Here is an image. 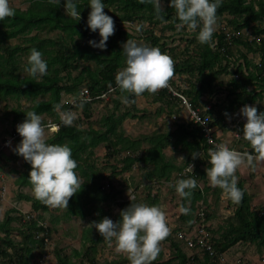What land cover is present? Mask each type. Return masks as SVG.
Segmentation results:
<instances>
[{"label":"rangeland","instance_id":"374dc122","mask_svg":"<svg viewBox=\"0 0 264 264\" xmlns=\"http://www.w3.org/2000/svg\"><path fill=\"white\" fill-rule=\"evenodd\" d=\"M10 3L12 7L24 10L30 5L29 0H10ZM105 6V11L114 17L115 24L132 33L130 38L162 47L173 57L175 63L187 59L193 53V50L197 48L199 41L197 32L199 29L189 30L187 27L182 30L171 29L164 23H151L144 16L134 21L119 20L122 11L117 6ZM165 6L166 0H162V8H165ZM63 8L65 9L64 5ZM89 10H91L90 6ZM87 17H84L86 22ZM231 19L232 16L228 13L219 17L214 32L227 31L232 35V38L227 37L229 42H227L226 47L222 48L224 50L223 63L227 65L231 72L221 74L216 81L215 90L204 93L199 99L198 105L191 103V107L203 114H208L207 111H211L209 113L211 116L208 115L211 117L212 137L216 144L226 142L230 147H235L244 152L250 149L249 140L243 136V125L247 118L240 113L241 107L233 110L228 108L236 95V92L232 91L230 81L235 75L234 70L240 64L243 65V72L246 73L248 72L247 61H251L250 69H256L255 67L260 63L262 55L259 50H249L248 46L235 41V39L239 37L245 41H254V47L258 48L264 41V33L256 34L254 26H252L254 23L249 27L236 28ZM259 24V26L264 27V23ZM138 25H143L141 30H137ZM35 34H37L39 43L46 44L45 46L48 49L58 47L57 45L53 46L50 43L51 40L63 41V45L73 44L72 39L63 31L49 28L17 36L8 43L10 45L22 44L21 46L25 48L16 53L10 62L2 63L3 57H0V70L4 69L5 73L16 77L31 75L25 70V66L28 64L27 57L31 50L27 38ZM99 38L100 35H97L96 39ZM75 39L83 46L91 45L88 42L89 40L78 39L77 37ZM111 39H108L106 49L91 46L98 50L102 57L114 58L111 55H115L117 48L120 49L122 56L118 59L120 61L119 70L126 66V58L122 51L123 45L121 42L127 39L124 36H116L115 46ZM155 39L156 41H154ZM216 40L217 38L212 43L214 47L218 46ZM244 54H246V57L243 56ZM47 56L44 54L45 58ZM81 64L92 68L97 66L95 60L81 61ZM80 69L74 70L73 75H76ZM47 73H52L50 65H48ZM240 74H236V76ZM198 75L197 70L176 73L170 79V87H163L154 93L145 91L140 96L126 90L117 91L114 86H110L106 92L94 97L97 100L90 95V99H88L91 102L89 112L86 110L85 105L81 106L79 104L82 100L84 84L77 88L76 92H62V106L71 105L68 108L77 113L74 122H77L83 128L96 127L105 130V119L107 117L122 119L117 127L116 134H111L108 142H102L91 150L92 153L87 155L86 159L90 163L89 173L91 176L87 180V192L89 197L92 198L97 189L96 194L99 197L89 203L86 208L87 214L84 217L69 214V205L68 207L49 206L47 210H34L32 201L22 200L20 196L21 194L33 196L32 188L14 185L12 179L15 176L11 177L10 172L4 173V168L8 166L6 159L14 161L15 164L12 166L15 168V172L19 173L24 169L23 162L26 159L13 151L15 145L22 138L16 141L8 139L11 137V132L17 130V125L21 122L20 119H15L18 111H25L37 101L49 99V93L33 97L24 95L0 96V144L6 142L7 139L11 142L0 153V188L3 193L2 198L0 197V221L4 220L6 211L9 210L12 211L13 216L17 217L11 223L14 227L12 237L16 241L22 239L19 228L25 230L27 226L22 225L23 223L35 220L38 221L39 225L42 224L50 229L48 234L44 232L38 236L36 235L38 238L45 235L48 240H46V245L42 250L36 249L33 251L32 256L28 258V264H58L57 251L67 255L72 264H130L127 254L118 251L115 244L109 245L104 237L101 240V233L90 223L93 220L102 219L105 215L112 217L114 221L119 220L121 218L120 210L130 205L132 201H144L153 204L155 199L157 201L154 204L162 205L167 213L171 228L169 235L171 237L160 241L161 251L151 264L158 262L176 264V248L173 247L172 241L178 243L189 256L198 255L201 261H204L206 259L204 258L205 255H208V264L212 261L215 264H264V247H261V249L254 243L238 242L223 253H218L216 250L215 243L217 239H221L223 231L234 222L235 204L232 199L224 194L221 187L210 182L206 173V168L211 166L209 153L205 154V149H200L198 152H201V156L194 158L192 152L197 151L194 138L188 135V140L185 139V143L182 142L185 137L181 132L180 125H184L191 130L196 127V122L193 119L190 107L176 94L177 92L183 93L189 101H192V95L189 96L186 91L191 89L193 91L195 86L199 85ZM40 78H43V76ZM260 83L255 80L254 84L248 86L249 91L257 93V98L247 104H256L258 110H264V85L260 86ZM125 95L134 98L133 102L124 103L122 98ZM235 105H239V103L236 102ZM226 110L228 115L226 116L224 113L223 119L219 120L221 114ZM88 113H90V116ZM229 116L231 119L228 118ZM42 117L45 123H57L60 114L55 110L50 113H43ZM53 131L51 128L46 129L48 139L52 137ZM160 139L165 142L164 154L166 159L177 166L176 170L162 178L157 175L161 168L156 170L152 162L143 159L148 153V149ZM186 141L191 144L186 145ZM212 144L209 145L214 147L215 144H213L214 146ZM132 158L134 162L131 163ZM129 161L130 166L127 167ZM190 165L193 166V169ZM203 170H205L204 173L201 172ZM192 173L195 176L196 173L198 174L195 177L198 182L197 186L192 190L201 191L202 193V200L199 201L205 207L207 213L204 223L209 233V241L215 248V254H210L202 247H191L179 237V232L186 231L187 228H189L188 232H191L196 225V218H192L190 221L183 218L184 215L188 216L187 213L181 211L185 196H181L175 187L180 178L194 176ZM236 174L239 177L238 181H242L248 189L253 208L264 212V160L257 161L255 167L245 162L238 167ZM80 178L81 183L85 181L84 177L80 176ZM200 202H197L195 208L199 206ZM188 205H190L189 202ZM75 249L81 251V254L76 256ZM92 259L95 261L93 262Z\"/></svg>","mask_w":264,"mask_h":264},{"label":"trees","instance_id":"16d2710c","mask_svg":"<svg viewBox=\"0 0 264 264\" xmlns=\"http://www.w3.org/2000/svg\"><path fill=\"white\" fill-rule=\"evenodd\" d=\"M29 1L30 5L27 9L15 8V15L7 16L0 20V57H3L2 63L10 62L16 53L25 48L21 46L22 44L10 45L8 42L17 36H22L33 31H39L45 28L60 30L72 39L73 44L63 45L62 40V42L51 40L50 43L58 47L56 49H48V47L45 46L46 44L42 42L39 43L37 34L31 35L27 38L28 42H30L29 48H39L42 50L43 54L48 55L46 59L52 73H47L43 75V78L37 80V78L31 75L16 77L8 75L5 73L4 69L0 70V96L24 95L26 97H33L46 93L50 95L49 99L37 101L25 111H18L15 117L16 120L20 119L22 122L26 118V112L29 110H36L40 114L55 111L54 105L61 101L62 92H76L77 88H80L83 84V89L87 88L93 98L106 92L110 86H114L117 91H121L115 80L120 65L118 59L122 56L120 53L121 50L118 48L116 49L115 55H111L114 56V58L102 57L98 50L94 49L91 45L83 46L75 39V37H77L78 39L89 40L92 37L96 38L97 35H100L98 30L93 32L84 20V17H87L88 13L91 11L89 10V0H78V6L81 11L80 19L71 17L67 14L66 10L63 8L66 0H61L60 4L56 3V0ZM104 2L105 5L117 6L122 11L119 20L134 21L144 16L151 23H164L168 28H177L178 17L175 14V9L167 0L166 6L163 8L164 13L160 14L163 15V20L160 18V15L157 14L151 0H104ZM225 13L232 16L231 21L235 24L236 28L249 27L254 23L252 26H254L255 33H264V27L259 26V23H264V0H222L221 5L217 9L218 18ZM116 36H124L125 39H128L132 37V33L116 25L115 33L109 37L112 38L111 41L114 42V46L116 45ZM156 38L158 39V37ZM215 38H217V47L212 46ZM154 41H156V39ZM235 41L245 44L248 46L249 50H259L262 59L255 67L256 69H250L249 66L251 61H247V73L243 72V65L241 64L234 70L233 73H235V75L231 78L230 83L232 84V91H235L236 95L235 99H233L228 106L230 110L242 107L244 104L256 100L257 93L248 90V86L254 84L255 80L261 82L260 86L264 85V41L258 48L254 47V41H245L243 38L239 37H236ZM227 42L229 41L225 31L214 33L211 41L207 43L198 41L197 48L193 50V53L189 55L187 59L175 63L174 74L193 72V70H197L199 74L197 79L199 85H196L193 91L192 89L186 91L189 96L192 95L191 102L193 104L198 105V101L204 93L208 91L213 92L215 90L217 85L216 81L221 74L231 72L227 65L223 63L224 50L222 48L227 46ZM160 48L162 49V47ZM162 50L165 51V49ZM243 56L246 57V54ZM91 60H95L97 65L95 68L82 66L81 61ZM79 68H81L79 72L73 75V71ZM63 72H65V74H63ZM239 73L242 75L236 76V74ZM94 99L97 100L96 98ZM94 99L93 101H95ZM236 102H238L239 105H235ZM83 105H85L86 110L89 112L91 102L85 100ZM70 106L71 105L68 104V106H62V108L67 109ZM207 112L210 113L211 111ZM224 113L225 111L221 114L219 120L223 119ZM88 114L90 116V113ZM121 121V118L114 119V117L109 116L105 119L106 129L101 130L96 127L83 128L77 122L71 125H65L61 121V118L58 119L57 124L59 127L57 130L53 131L52 137H50L47 142L69 143L73 149L72 154L78 161V174L85 178L78 192L74 193L69 199V214L84 217L87 214L86 208L89 206V203L99 197L96 194L97 189L92 198L88 195L87 180H89L91 176L89 173L90 163L87 162L86 158L88 154L92 153L91 150L93 148L102 142H108L110 140V135L116 134L117 127ZM180 127L185 137L182 140L183 143H185V139L188 140L187 136L190 135L194 138L195 149L197 151L205 149V154L208 153V149L212 146L209 145L206 137L203 135L200 125L196 123V127L191 130L184 125H180ZM16 131L17 130L11 132V135ZM20 138H22L21 135L17 136L14 141ZM190 144L189 141H186V145ZM249 146L250 149L247 152L254 153L255 150L250 141ZM164 148L165 142L160 139L155 145L148 149V153L143 157L144 161L152 162L156 170L161 168V171L157 174L160 178L169 175L177 168L176 164L166 159ZM132 162H134L133 158L131 159V163ZM23 163L24 170L20 173L19 178L16 180V184L18 186H29L33 190L32 183L28 178L32 165L27 160ZM129 164L130 161L127 167L130 166ZM201 172L204 173L205 170ZM192 175H194V173H192ZM197 176L198 174L196 173L195 177ZM238 185L245 189L244 197L240 202L234 201L235 219L234 222L223 231L222 238L217 239L215 246L218 253L227 251L238 242H250L257 244L259 248L264 247V212H260L253 208L252 198L245 184L242 181H238ZM98 190L100 189L98 188ZM20 196L22 199L32 201L33 209L36 211L47 210L49 208V205L37 199L34 193L33 196L28 194H21ZM201 197V191L192 190V195L190 197L183 198L184 205L191 209L187 213L188 216H183L184 219L190 221L192 218H196L197 212L195 211L197 207L195 208V206L197 202H200L199 200H202ZM156 201L157 199H155L154 203H156ZM188 202L190 205H188ZM15 218L17 217L13 216L12 211L9 210L6 211L4 220L0 221V264H28V258L32 256L33 251L36 249L42 250L46 245V238L48 239V237L45 238V235L39 238L36 237V235L38 236L44 232L48 234L50 232L49 227H45L42 224L39 225L38 221L32 220L22 224L27 226L25 230L19 228L22 239L21 241H16L12 237L14 227L11 225ZM186 230L188 231L189 228ZM170 237L171 236L168 235L164 239H170ZM100 239H103L101 234ZM172 245L176 248V264L209 263L208 255H205L204 258L206 259L201 261L198 255L189 256L178 243H175V241H172ZM74 253L78 256L81 254V251L75 249ZM56 257L58 264H72L69 257L59 251H57ZM92 260L93 262L95 261L94 259ZM156 264L164 263L158 262ZM210 264L215 263L212 261Z\"/></svg>","mask_w":264,"mask_h":264},{"label":"clouds","instance_id":"9594fccd","mask_svg":"<svg viewBox=\"0 0 264 264\" xmlns=\"http://www.w3.org/2000/svg\"><path fill=\"white\" fill-rule=\"evenodd\" d=\"M61 0H56L60 4ZM158 15L164 13L162 0H151ZM175 9L178 17L177 29L185 26L189 30H198L197 38L201 43L212 40L218 23L217 9L222 0H167ZM91 11L88 13L87 25L93 32L99 31L100 38L89 39L93 47L106 49L110 35L116 31L115 19L105 11L104 0H89ZM65 10L71 17L81 18L78 0H66ZM16 14L10 0H0V20ZM163 20V15H160ZM143 25H138L141 30ZM126 58V66L118 70L115 76L117 86L121 91L135 93L140 96L145 91L156 92L163 87H170V79L174 75L175 62L173 57L163 51L158 45L129 38L121 42ZM25 70L39 79L48 72V61L41 49L33 47L27 57ZM124 103L133 102L134 98L125 95ZM85 102L80 101L81 106ZM65 125H71L77 118V113L71 109H63L62 101L54 105ZM240 113L245 116L243 136L250 141L253 152L240 151L230 147L226 142L215 144L208 149L211 166L206 168L207 176L213 185L223 189L230 199L240 202L245 189L238 185L236 172L238 167L247 163L253 167L256 162L264 160V110H258L256 104H244ZM228 115L227 110L225 111ZM231 119V117H228ZM56 123L43 121L42 114L36 110L26 112V118L18 123L17 130L22 139L13 151L22 155L31 163L30 179L33 192L37 199L51 207H68L69 199L81 188V178L77 171L78 161L73 156L69 143H49L46 129L57 130ZM56 128V129H55ZM211 140V138H209ZM10 144L11 142L8 141ZM193 157L201 156V152L193 151ZM183 157V156H181ZM193 169V166L190 165ZM195 176L180 178L176 182V190L181 196L190 197L192 189L197 186ZM191 209L181 205V211L188 213ZM121 218L113 220L103 216L90 224L99 230L104 240L115 244L118 251L127 254L130 264H151L161 251L160 241L171 231L167 213L160 204L148 202H133L120 210Z\"/></svg>","mask_w":264,"mask_h":264},{"label":"built area","instance_id":"2783aa9c","mask_svg":"<svg viewBox=\"0 0 264 264\" xmlns=\"http://www.w3.org/2000/svg\"><path fill=\"white\" fill-rule=\"evenodd\" d=\"M226 33H227L228 38H232V35L229 32L226 31ZM176 94H178V96L183 100V102L186 103L190 107L193 119L198 125H200L201 130L203 132V135L206 137L208 143L209 144H212V143L216 144L213 141V137H212L213 128L211 126V117L208 114H203V113L199 112L197 109L192 108L191 107L192 102L189 101L183 93L177 92ZM81 99H84V100L90 99V92L87 88L82 90ZM54 124H56V123H54ZM20 135L21 134L17 130L8 139L13 141L17 136H20ZM209 138H211V140ZM8 139L6 142L0 144V153L3 150V148L9 144ZM198 205L199 206L197 207V210H196V212H197V214H196V225L194 226V230L191 232H188L187 230L181 231V232H179V235H180L179 237L181 239H183L191 247H202L203 249L208 251L210 254H215L214 246L209 241L210 240L209 239V233H208V231L206 229V225L204 223L206 220V216H207V213L205 211V207L201 205V202ZM46 240H48V239L46 238Z\"/></svg>","mask_w":264,"mask_h":264},{"label":"crops","instance_id":"0c3cea01","mask_svg":"<svg viewBox=\"0 0 264 264\" xmlns=\"http://www.w3.org/2000/svg\"><path fill=\"white\" fill-rule=\"evenodd\" d=\"M6 161H7V163H8V166L7 167H5L4 169H5V171H4V173H9L10 175H11V177L12 176H15L13 179H12V181H13V183H14V185L16 184V180L19 178V176H20V173L24 170V169H22V171H20L19 173H17V172H15L14 170H15V168L12 166V165H14L15 163H14V161L11 159V160H8V159H6ZM0 172H1V170H0ZM13 174V175H12ZM5 175V174H4ZM0 176H1V174H0ZM6 177H8L7 175H6ZM10 178V177H9ZM0 181H1V179H0ZM7 182V181H6ZM17 185V184H16ZM0 186H1V184H0ZM21 187H28V186H21ZM7 193V192H6ZM2 191H1V188H0V197L2 196ZM2 198V197H1ZM20 198V197H19ZM23 200V199H22ZM25 200V199H24Z\"/></svg>","mask_w":264,"mask_h":264},{"label":"bare ground","instance_id":"6f19581e","mask_svg":"<svg viewBox=\"0 0 264 264\" xmlns=\"http://www.w3.org/2000/svg\"><path fill=\"white\" fill-rule=\"evenodd\" d=\"M54 130V129H53Z\"/></svg>","mask_w":264,"mask_h":264}]
</instances>
